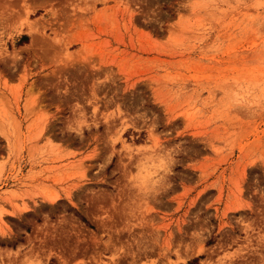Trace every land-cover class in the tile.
Segmentation results:
<instances>
[{"label":"rangeland","instance_id":"374dc122","mask_svg":"<svg viewBox=\"0 0 264 264\" xmlns=\"http://www.w3.org/2000/svg\"><path fill=\"white\" fill-rule=\"evenodd\" d=\"M0 264H264V0H0Z\"/></svg>","mask_w":264,"mask_h":264},{"label":"trees","instance_id":"16d2710c","mask_svg":"<svg viewBox=\"0 0 264 264\" xmlns=\"http://www.w3.org/2000/svg\"><path fill=\"white\" fill-rule=\"evenodd\" d=\"M23 40H25V39H23Z\"/></svg>","mask_w":264,"mask_h":264}]
</instances>
